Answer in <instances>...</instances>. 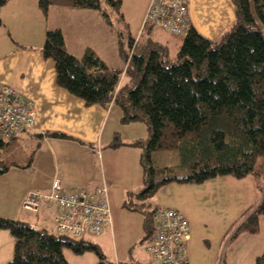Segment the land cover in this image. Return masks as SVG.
I'll return each instance as SVG.
<instances>
[{
    "label": "trees",
    "instance_id": "1",
    "mask_svg": "<svg viewBox=\"0 0 264 264\" xmlns=\"http://www.w3.org/2000/svg\"><path fill=\"white\" fill-rule=\"evenodd\" d=\"M8 1L0 0V10ZM232 2L235 22L218 39L205 38L192 26L186 36L170 35L179 39L174 58L166 45L152 41L154 28H143L136 43L126 31L119 33L125 70L108 68L91 49L77 59L66 51L59 30L46 32L42 52L54 62L60 88L87 107H118L123 125L146 126L148 138L130 144L141 150L143 189L133 196L138 200L135 210L144 216V241L153 230L156 210L150 211L147 202L159 187L201 184L218 176L264 179V0ZM50 6L100 10L109 24L110 10L123 20L122 0H38L44 16ZM46 136L69 139L56 132ZM13 142L0 140V151ZM123 145L117 134L110 147ZM160 150L175 151L180 169L188 172L161 177L172 170L151 166V155ZM10 166L0 161V177ZM260 216L264 219V196L236 233H258ZM0 231H8L15 241L9 264H69L65 248L76 255L94 252L97 264H114L83 237L49 233L6 218H0ZM255 264H264V248Z\"/></svg>",
    "mask_w": 264,
    "mask_h": 264
},
{
    "label": "crops",
    "instance_id": "2",
    "mask_svg": "<svg viewBox=\"0 0 264 264\" xmlns=\"http://www.w3.org/2000/svg\"><path fill=\"white\" fill-rule=\"evenodd\" d=\"M149 2L150 0H122V22L115 13L106 10L112 18L110 24L105 20L110 25L109 28L102 26L96 12L91 10L84 12L81 9L50 6L44 16L38 7V0H9L1 8L0 90L4 86H10L31 100L35 106L36 119L32 130L7 147V158L14 156L20 163L10 164L9 170L0 177V181H7L4 186H1L0 182V202H13L15 211H23L22 204L28 194L50 191L54 180H59L62 189L66 191L79 187L95 190L106 184L108 201L109 194L111 193L114 199L118 190L136 194L143 189L141 150L130 144L137 140H146L148 131L135 122L123 125L122 113L114 108L115 106L109 109L98 105L87 107L82 100L60 88L56 81L55 64L51 59L44 57L42 49L46 32L59 30L68 53L81 59L85 51L91 49L108 68L117 70L109 65L99 48L103 45L113 46V50L118 49V54L122 57L119 33L125 34L126 31L132 37L130 30L133 26L135 30L139 29L141 34ZM188 11L192 27L210 40L221 37L236 19L232 0H188ZM164 33L158 29L152 30V41L168 48L174 43L177 48L179 42H175L176 40L167 33L165 38L161 37L160 34ZM114 39L118 46H114ZM137 41L138 39H135L134 42ZM51 132L64 134L69 139L47 137L46 134ZM117 134H123L128 139L120 140L123 146L111 148L110 144ZM18 142L22 143L20 147H29L30 151H10L12 145ZM7 158H0V161H6ZM21 182L28 183V186H23L20 191ZM44 207H51L48 223L54 229L52 218L57 209L50 203ZM109 207L111 226L103 234L108 239L119 225L116 219L114 222L112 218V214L115 218L116 213L115 202H109ZM38 213L40 211L35 214ZM18 221L29 224L27 214H22ZM37 230L44 228L39 226ZM0 240H3L6 246L5 259L0 260V264H9L11 256L13 257L15 241L4 231H0ZM111 240L114 241L113 238ZM104 241L103 239L102 242ZM190 241L191 235L186 247ZM4 247H0V251ZM63 256L65 258V255ZM259 256L261 254L254 257V260ZM109 258L106 259L114 264H151L148 255L141 261H125L115 242Z\"/></svg>",
    "mask_w": 264,
    "mask_h": 264
},
{
    "label": "rangeland",
    "instance_id": "3",
    "mask_svg": "<svg viewBox=\"0 0 264 264\" xmlns=\"http://www.w3.org/2000/svg\"><path fill=\"white\" fill-rule=\"evenodd\" d=\"M81 10L84 12H88L89 10L96 12L98 18H100L101 25L109 28L110 25L105 22L100 10ZM112 28L114 27L112 26ZM130 33L132 34V38L138 40L142 35L139 34V29L135 30L133 26ZM164 34H160V36L165 38L167 34ZM175 40V42L179 41V39ZM113 42L114 46H118L116 39ZM99 50H101L100 52L103 57H106L107 61H109V65H112L117 70H124L126 61L120 57L118 49L115 51V49L113 50V46L103 45ZM169 53L172 58L175 57L177 48H175L174 43L170 45ZM114 108L120 110L116 106ZM139 124L147 130L143 123ZM119 136L120 140L128 139L123 134ZM21 144V142H18L12 145L10 151L18 149L30 151L29 147H20ZM7 151V148L0 151L1 159L8 157L9 153ZM19 152L21 151L19 150ZM151 162V166L155 169L172 170L171 172H166L161 177L182 176L188 172L180 169L176 152L172 150L154 152L151 155ZM6 163L17 165L20 162L14 159V156H11L6 159ZM0 182L1 186L7 185L6 179ZM23 186H28V183H19L20 191L23 189ZM116 194L114 195V199L111 193L109 194L110 204L114 201L116 205L115 218L113 214L112 218L114 222L116 219V222L119 224L114 234L112 233L109 239L103 235L101 237L86 234L82 240L85 243L97 246L106 258L112 255L113 243L115 242L120 255L124 257L122 259L125 261H130V259L137 261L139 259L141 261L147 257L146 253H144L143 240L146 235L144 216L141 211L135 210L138 200L133 196L134 194H129L127 190H118ZM263 196L264 179L262 178L248 176L237 179L231 176H218L201 184L167 183L158 188L152 198L148 200L147 205L150 204V211L160 208L177 210L188 219L191 241L186 247V255L188 256L189 264H255L256 260H254V257L263 252V217H259V231L255 235H248L246 233L237 234L236 230L260 204ZM14 205L13 202H0V218L18 221V218H21L22 214H27L29 224L26 225L34 229L42 226L45 231L56 233L48 223L52 211L51 207H41L38 210L40 213L35 214L38 211L31 213V211H24L22 208L21 210L23 211L19 210L17 212L13 208ZM111 238H113V242ZM103 239L105 240L104 242H102ZM4 246V241L0 240V247ZM5 249L6 246L0 251L1 261L5 259ZM63 253L69 264L98 263L97 255L94 252L88 251L82 255H76L65 248L63 249Z\"/></svg>",
    "mask_w": 264,
    "mask_h": 264
},
{
    "label": "built area",
    "instance_id": "4",
    "mask_svg": "<svg viewBox=\"0 0 264 264\" xmlns=\"http://www.w3.org/2000/svg\"><path fill=\"white\" fill-rule=\"evenodd\" d=\"M192 23L188 0H150L142 28L151 27L175 37L186 36ZM36 119L33 102L10 86L0 90V140H16L32 130ZM52 204L54 230L80 239L86 234L102 236L111 226V212L106 184L88 190L83 187L63 190L54 180L49 193H29L22 204L26 211L37 212ZM153 230L144 241L151 264H189L186 244L189 241L187 219L172 209H156L151 215Z\"/></svg>",
    "mask_w": 264,
    "mask_h": 264
}]
</instances>
